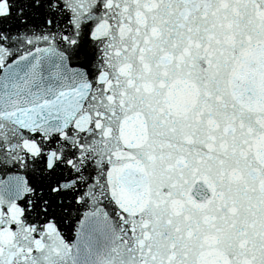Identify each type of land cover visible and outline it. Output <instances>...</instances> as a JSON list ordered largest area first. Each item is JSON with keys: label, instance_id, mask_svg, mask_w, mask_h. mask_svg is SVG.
<instances>
[{"label": "snow or ice", "instance_id": "snow-or-ice-1", "mask_svg": "<svg viewBox=\"0 0 264 264\" xmlns=\"http://www.w3.org/2000/svg\"><path fill=\"white\" fill-rule=\"evenodd\" d=\"M0 264H264V0H0Z\"/></svg>", "mask_w": 264, "mask_h": 264}]
</instances>
